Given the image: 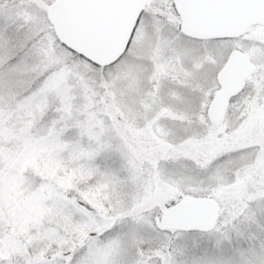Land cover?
Returning a JSON list of instances; mask_svg holds the SVG:
<instances>
[{
	"label": "snow or ice",
	"instance_id": "obj_1",
	"mask_svg": "<svg viewBox=\"0 0 264 264\" xmlns=\"http://www.w3.org/2000/svg\"><path fill=\"white\" fill-rule=\"evenodd\" d=\"M0 264H264V0H0Z\"/></svg>",
	"mask_w": 264,
	"mask_h": 264
}]
</instances>
